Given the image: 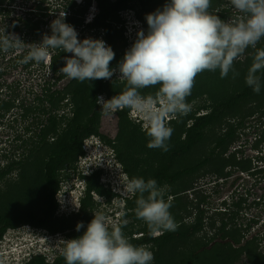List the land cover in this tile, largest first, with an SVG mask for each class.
<instances>
[{
    "label": "clouds",
    "instance_id": "1",
    "mask_svg": "<svg viewBox=\"0 0 264 264\" xmlns=\"http://www.w3.org/2000/svg\"><path fill=\"white\" fill-rule=\"evenodd\" d=\"M84 1L76 0L78 4ZM230 3L238 15L225 21L209 11L211 0H168L162 8L146 15L148 28L132 8L121 11L118 27L124 29L127 50L116 67L111 66L116 54L104 41L102 32L95 31L99 38L102 34V39L88 37L81 40L75 27L66 22L64 12L51 22V35L45 34L41 42L32 43L22 62L47 64L50 50L58 49L72 54L64 57L65 66L59 70L69 79L91 82L111 80L116 76L126 82L124 90L112 98L104 94L96 98L101 115H117L118 111L128 109L129 117L145 129L149 137L147 146L167 152L174 132L169 121L191 111L187 97L191 95L198 74L219 70L221 78L232 73L235 79L239 76L236 61L251 48L254 50L252 64L245 75V83L257 94L264 87V48H257L264 39V0H230ZM92 14L93 17L89 16L87 20L89 14H86V25L97 15ZM128 29L131 30L130 37L125 35ZM25 44L14 34L11 39L0 40V51L7 53L10 49L23 48ZM156 86L159 87L154 96L144 94V89ZM134 113H137L136 118ZM104 144L101 146L96 135L84 139L83 155L78 160L81 174L80 177L73 175L72 184L76 189L69 193L81 188L72 208L75 211L77 207L76 214L80 213L82 201L91 194L108 198L89 188L90 179L99 175V184L111 192L114 203L119 202V209L110 212L112 223L103 213L94 214L81 236L65 241L49 235L33 250L21 251L22 259L17 264H26L36 256H44L52 262L61 254L66 264H152L153 252L130 241L123 232L127 220L120 223L121 217L126 213L127 201L138 194L135 215L145 222L149 235L175 231L177 224L170 212L171 199H166V187L159 186L155 179L146 181L142 177H133L124 180L113 170L118 163L116 150L112 145ZM82 228L84 224L80 222L76 231ZM8 250L13 252L14 247L3 248L0 256H5Z\"/></svg>",
    "mask_w": 264,
    "mask_h": 264
},
{
    "label": "trees",
    "instance_id": "2",
    "mask_svg": "<svg viewBox=\"0 0 264 264\" xmlns=\"http://www.w3.org/2000/svg\"><path fill=\"white\" fill-rule=\"evenodd\" d=\"M49 0H36L35 8L30 11L28 17L24 20L19 17L16 21L13 20L10 32H19L24 42H33L35 38H40L45 31V34L51 35V28L47 24V19L50 11L44 6ZM92 0H85L82 4H78L74 0H57L56 10L58 12L66 13V22L73 25L75 29L80 28L87 29L89 31L100 30L103 34V39L107 45H110L115 52V59L111 62L112 67H116L118 62L123 58L126 50V40L124 37V29L118 27L121 23L120 12L130 7L133 1H139L142 4V8L149 14L152 13L155 6L162 8L168 0H150L152 6L148 9L144 5L142 0H95L97 2L98 14L90 24H85V16L91 6ZM13 1L0 0V20H2V14L5 17L9 16L13 8ZM230 10V9H229ZM221 19L225 20L229 11L225 14H217ZM41 18V19H38ZM45 27V29H44ZM148 28V25H146ZM257 48H264V39H262ZM254 50L249 48L246 58V63L243 64L244 68L248 70L252 64V55ZM71 53H64L58 49L50 50V60L48 64L39 63V68L43 71L48 79L45 80L43 76L44 85L41 84V93L36 96L38 106L28 107L24 101L18 105L19 94L7 93L5 96L0 97V123L7 117L12 110L20 109L18 118H15V122L18 119L23 123L21 126V134L29 135L27 138H22V135L17 133L14 138V148L10 153L6 149L3 150L0 159V241L4 237L5 233L10 229H18L23 226H31L35 228L48 229L50 232L59 233L69 230L71 227L68 225L67 220L57 218L58 202L56 195L60 190L61 181L60 173L66 166H72L78 162L79 157L83 155V141L84 139L99 134V127L101 122V107L96 104L95 100L98 96L104 94L107 97L112 98L114 95L119 94L124 90L126 82L117 84L118 80L113 79L112 83H108L109 80L100 79L94 81L79 82L77 80L67 78L59 70L65 66V56H70ZM240 62L236 64V70H240L237 81L243 82L247 71L240 67ZM29 67V63L25 64ZM239 69V70H238ZM216 75H207L208 79L215 76L214 80H200L198 76L195 79V85L192 89L191 95L187 97V102L190 104L199 95H205L210 87L221 88L224 86V81L228 78H221L219 70ZM5 72H0V91L2 92L1 79ZM232 74V73H229ZM68 79L62 89H58L57 85L61 80ZM232 79V76L230 77ZM224 83V84H222ZM210 85V86H208ZM159 86L154 88L144 89L145 95H155ZM241 89L235 93L216 101L214 105L207 108L204 114L197 115V113L189 112L186 116L179 117L178 119H172L169 121L170 126L174 129V132L169 141L170 148L167 152L158 148H149L147 146L149 137L146 136L145 129L129 118V110L124 109L117 112L119 117L118 122V134L116 139L109 140L107 144L113 146L116 152L120 153L119 157L121 162L125 166L126 172L131 178L142 177L146 181L148 179H155L159 186L174 185L177 182L197 175L200 171L213 174L216 178L230 177L235 170L242 173H248L255 175L261 173V170L255 169L252 166L251 159H243L239 157V152L234 151L229 153L230 147L238 140L241 132L246 130L247 119L254 117L255 114L260 115V119L264 120V95H262L258 102L252 108H245L241 111L242 118L235 119L237 111H240V107L243 105L246 107L249 99L259 97L261 93H264V87L261 88L259 94L255 93L244 82ZM5 97V99H4ZM8 97V98H7ZM63 101L70 102L73 107V117L67 123V128L59 135V140L50 143L49 137L58 134L61 120L59 114L56 112ZM38 113L39 116L43 115V118L39 121H31V116ZM230 116V118H229ZM37 117V115H36ZM35 118L34 120H36ZM30 120V121H29ZM135 124H133V122ZM225 122V123H224ZM34 125L36 129H34ZM219 127L220 132L213 139V148L209 155L195 164L183 166L179 169L176 168L177 161L186 156L192 151L198 144H200L206 137L209 128ZM262 137L264 138V130L262 131ZM21 142V143H19ZM54 147L47 153L41 165V182L42 185L34 192L41 194L37 196L30 207L22 209L20 212L11 213V209L8 206L14 204L17 206L19 203H24L23 200H29V192L27 188H18L14 185H10V188L3 192L1 183L11 174L19 171L25 173L27 164L33 159L38 158L40 152L48 150L49 146ZM51 148V147H50ZM21 150V151H19ZM19 153L17 154V152ZM27 151V152H26ZM229 153V154H228ZM18 155V156H17ZM118 158V154H117ZM157 161V167L152 171L150 175L141 171L142 163L148 160ZM120 162V161H119ZM5 163L4 165H1ZM74 166V165H73ZM99 175L93 176L90 179V190L97 191L100 195L108 198H113V195L108 189H105L102 185V190L97 188L93 189L92 182ZM26 181V180H25ZM97 183H99L97 181ZM29 185V182L23 183ZM193 188V187H192ZM191 188V189H192ZM189 190V189H187ZM24 194H22V192ZM34 192L33 195L35 194ZM172 195H177L174 193ZM36 196V195H35ZM137 195H134L133 199L127 201L126 213L121 217L120 223L127 219L130 215V210L136 208ZM178 197V196H177ZM90 197L83 201V211L87 206V202ZM206 199L200 200L205 202ZM28 202V201H27ZM178 200H174L171 203L177 204ZM26 203V202H25ZM242 200H231L230 204L224 202L223 208L215 209V213L207 218L206 210L201 208L197 204V212L195 214V221L185 230L176 229L175 231H164L159 236L149 235L147 225L143 221V227L140 233V237L130 238V241L134 245H153L156 249V259L161 264H184L191 258L196 259L198 253H194L180 262H173L171 260H163L160 258V250L168 245L172 240L188 239L198 232H201L205 228L207 223L211 230H214L218 235H221V239L224 244L230 249H234L238 252L236 259L244 255L246 258V264H264V253L259 252L258 238H252L245 240V231L250 229L253 223H257L258 220H252V224H238L237 220L242 213ZM85 206V207H84ZM173 206V205H172ZM5 208V209H4ZM135 217V215L133 214ZM140 219H138L139 221ZM245 229V230H244ZM71 238H77L82 235L70 234ZM239 245L235 248L234 245ZM228 261V260H227ZM227 263V262H226ZM26 264H66L64 255L57 256L52 262L47 261L44 256L33 257Z\"/></svg>",
    "mask_w": 264,
    "mask_h": 264
},
{
    "label": "rangeland",
    "instance_id": "3",
    "mask_svg": "<svg viewBox=\"0 0 264 264\" xmlns=\"http://www.w3.org/2000/svg\"><path fill=\"white\" fill-rule=\"evenodd\" d=\"M13 1L12 11L9 13L10 15L5 17L2 14V20H0V40L4 38L11 39L13 35H17L22 38L19 32L8 31L11 26L13 20L16 21L19 17H27V11H30L35 8L36 0H11ZM76 1V0H75ZM115 1V0H112ZM144 5L150 8L151 3L150 0H142ZM57 0H49L44 5L48 8L50 6V11L47 13L49 17L43 19L47 21V24L50 26L51 22L56 19L61 12L55 11ZM92 6H95L93 10H91ZM160 6H155L152 12H155ZM135 10L136 16L143 21V24L146 26L147 21L145 19L148 14L143 8L142 4L139 1H133L130 4V7ZM230 9V10H229ZM209 11L215 15L217 14H225V12L229 11V15L225 21L233 19L238 15L235 8L231 5L230 0H211V7ZM99 9L97 8V2L92 0L91 6L88 9V14H98ZM41 19V18H38ZM119 26V25H118ZM121 27V26H120ZM45 29V27H44ZM46 30V29H45ZM147 30V29H146ZM79 38L83 40L84 38H96L102 39V34H100V38L98 37L97 32H92L87 29L80 28L78 30ZM45 35V31L40 38H35L33 42H25V46L21 49H10L7 53L0 51V72H5L2 76V92L0 91V97L5 96L7 93H15L19 94L18 102L16 104L23 102L28 106L35 108L38 106L36 101V96L41 93V84L44 85V81L47 76L43 71L38 67L39 64L36 62H28L29 67H27L23 63L24 56L27 55L28 51L31 48L32 43H39L42 41L43 36ZM23 40V39H21ZM127 50V48H125ZM72 55V54H70ZM247 53L240 57L236 64L240 62L239 68H244L243 64L246 62ZM48 64V63H47ZM246 68V67H245ZM244 68V69H245ZM239 70V69H238ZM247 71V69H245ZM218 71L211 72L205 71L199 74L200 80H214L215 76L211 79L207 78V75L213 74L216 75ZM240 74V70L238 71ZM45 76V80L43 79ZM232 74L228 75V80L224 81V86L221 88H211L205 95H199L196 99H194L191 105V111L193 113H197V115L204 114L210 106L214 105L216 101L227 97L236 91H239L242 84L245 82L237 81V77L235 79H230ZM116 78L114 76L108 83H112L113 79ZM117 84H122L124 81H120L117 79ZM65 84H68V79H65L60 84L57 85L58 89H62ZM210 86V85H208ZM264 95L261 93L259 97H254L248 100L246 107L243 105L240 107V111H237L235 115V119H241L242 114L241 111L245 110V108H252L257 102L258 99ZM107 96V95H104ZM8 98V97H7ZM109 98V97H108ZM5 99V97H4ZM74 107L70 102L63 101L61 103L58 114L61 120V125L59 129V134L63 133V131L67 128V123L70 118L73 117ZM20 114V109L12 110L11 113L7 115L5 119L0 123V159L3 153V150L6 149L8 153L14 148L15 136L19 132L22 135V138H27L29 135L21 134V126H22V118L18 119L17 123H14L15 118H18ZM36 120H34V116H31V121H39L43 118V115H38V113L34 114ZM37 115V117H36ZM230 118V116H229ZM132 120L131 118H129ZM30 121V120H29ZM119 117L116 114L104 117H101L100 127H99V138L101 140V146L105 145L109 140L116 139L118 134L119 126ZM133 122V121H132ZM225 123V122H224ZM135 124V122H133ZM136 125V124H135ZM34 129L36 126L34 125ZM144 130V129H143ZM264 130V120L260 115L255 114L254 117L247 119V127L246 130L241 132L238 140L230 147L229 153L238 151L239 157L243 159H251L252 166L255 169L261 170V173H257L252 175L251 173H242L241 171L235 170L234 173L227 178L219 177L216 178L211 173H206L205 171H200L195 176H190L185 178L174 185H164L166 187V199L170 198L173 202L174 200H178L177 204L171 203L173 206L170 209L172 216L174 217L175 223L177 224L176 229L182 228V230L187 229L193 224L195 221V214L197 210V204L204 208L207 212L206 216L209 218L212 214L215 213V209L223 208V203H229L231 200L238 201L242 200V213L239 216L237 223L238 224H250L252 220H258L257 223H251L250 229L245 231V240H250L252 238H258L259 252L264 253V138H260L262 136V131ZM220 132L219 127L209 128L206 134L205 139L198 144L192 151H190L186 156L182 157L177 161L176 168L179 169L183 166H188L195 164L196 162L202 160L207 157L213 148V139ZM52 141V140H50ZM107 141V142H106ZM15 142V143H14ZM53 141L52 143L54 144ZM21 143V142H19ZM51 147V148H50ZM54 147V145L49 146V149L43 150L40 152L38 158H33L26 166V172H15L8 176L2 183L1 188L2 191L5 192L10 188V185H14L17 190L22 187L27 188V192H29V200L24 201V203H19L17 206L11 204L8 206L11 209V213L20 212L22 209H26L31 206L29 202L33 203V200L41 194L34 192L42 185L41 182V165L43 163L44 158L47 156V153ZM21 151V150H19ZM17 152V154L19 153ZM22 152V151H21ZM27 152V151H26ZM228 153V154H229ZM118 154L117 164L114 166L113 170L116 173H119L120 176L124 179H130L131 177L125 170L124 164L121 162ZM18 156V155H17ZM120 161V162H119ZM86 163L91 164V161H86ZM2 163L1 165H4ZM74 165V166H73ZM72 166L68 165L65 167L63 171L60 173V192L57 199L58 202V215L57 218H62V220H67L68 225L71 227L69 230H65L64 232L53 233L48 229L46 230H34L32 227L23 226L19 229H10L6 232L2 242L0 243V250L3 248L14 247V251L8 250L5 256H0V264H17L20 259L21 251L28 250L32 248V250L39 244L47 239L49 235L59 236L58 238L62 240H70L72 239L70 236L71 233L74 235L83 234L86 229L88 223L94 218V214L103 213L110 223L113 221V214H110L111 211L114 213L118 208V203H114L110 198H101L99 195H92L88 200V204L85 207V211H83V201L82 208L80 213L76 214L77 207H75V211L72 209L78 201V191H81V188L78 191H72L69 193L71 189H76V186H73L72 180L75 176H79L81 172L79 169L81 168V164L76 162ZM83 168H88L86 165H82ZM157 167V161L152 159L142 163L141 171L145 172L147 175H150L153 170ZM85 170V169H83ZM98 178V177H97ZM29 182V185L23 184L26 181ZM68 181V182H63ZM93 189L97 188L102 190L99 183H97L96 178L92 182ZM193 187V188H192ZM192 188V189H191ZM189 189V190H187ZM22 194L23 191H21ZM34 192L35 194L33 195ZM177 193V195H172ZM36 195V196H35ZM178 196V197H177ZM40 197V196H39ZM108 199V200H107ZM206 199L205 202H200V200ZM107 200L108 203L105 202ZM26 202V203H25ZM5 209V208H4ZM74 211V212H73ZM130 215L127 217V225L123 228V232L127 237L135 238L140 237V233L143 227V221L137 219L135 215V209L130 210ZM135 215V217L133 216ZM110 215V217H108ZM83 222L84 228H82L79 232L76 231V226L78 223ZM207 219V223H208ZM205 223V228L195 234L194 236L188 239H179L176 238L168 243V245L160 250V258L163 260H171L173 262H180L184 258L198 253V257L196 259H190L184 264H246V258L244 255L240 256L239 259H236L238 252L234 249H230L228 246L223 245L224 242L221 239V235L216 233L214 230H211L208 224ZM245 230V229H244ZM161 232L160 234H162ZM159 234V235H160ZM157 235V236H159ZM156 236V237H157ZM52 238V237H50ZM255 238V239H256ZM32 241L33 244H30ZM34 241V242H33ZM8 245V246H7ZM151 250L154 254V260L152 264H161L160 261L156 259V249L153 245H143ZM235 248H238L239 245H234ZM16 250V251H15ZM228 260V261H227ZM227 262V263H226Z\"/></svg>",
    "mask_w": 264,
    "mask_h": 264
},
{
    "label": "flooded vegetation",
    "instance_id": "4",
    "mask_svg": "<svg viewBox=\"0 0 264 264\" xmlns=\"http://www.w3.org/2000/svg\"><path fill=\"white\" fill-rule=\"evenodd\" d=\"M30 11H31V10H30ZM30 11H27V17L30 16V15H28V14L30 13ZM25 18H26V17H25ZM25 18L22 17L21 20H24ZM62 81H64V80H61L58 84H60ZM65 85H66V84H65ZM65 85H64V86H65ZM59 107H60V106H59ZM58 109H59V108H58ZM56 112L58 113V110H56ZM59 129H60V128H59ZM59 135H60V134H59V132H58V134L53 135V136H50V137H49V141L52 140V141H50V143H52L53 141H58V140L60 139V138H59ZM58 138H59V139H58Z\"/></svg>",
    "mask_w": 264,
    "mask_h": 264
},
{
    "label": "built area",
    "instance_id": "5",
    "mask_svg": "<svg viewBox=\"0 0 264 264\" xmlns=\"http://www.w3.org/2000/svg\"><path fill=\"white\" fill-rule=\"evenodd\" d=\"M92 9H93V7H92ZM89 16H92V17H93V14H89V15L87 16L86 20L88 19ZM91 20H92V19H91ZM85 22H86V21H85ZM86 23H88V22H86ZM125 35H126L127 37H130V36H131V30L128 29V30L126 31ZM136 116H137V113H134V114H133V117L136 118ZM51 260H52V258H51Z\"/></svg>",
    "mask_w": 264,
    "mask_h": 264
}]
</instances>
